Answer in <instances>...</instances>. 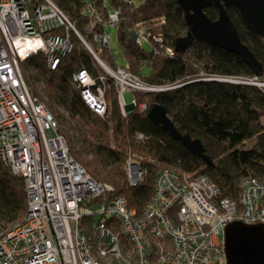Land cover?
<instances>
[{"label":"built area","instance_id":"1","mask_svg":"<svg viewBox=\"0 0 264 264\" xmlns=\"http://www.w3.org/2000/svg\"><path fill=\"white\" fill-rule=\"evenodd\" d=\"M100 12L94 6L83 10L93 18L86 31L109 47L106 33L94 32L95 26L117 28L121 11L117 8L107 16ZM72 32L97 57L52 0H0V160L23 179L29 208L23 222L0 229V264H227L226 228L239 222L264 225V181H243L236 203L220 199L219 188L208 177L168 169L157 175L155 193L141 213L125 196H115L114 188L97 182L75 160L67 138L59 134L58 121L42 101V90L33 94L25 79L24 60L41 55L48 68L56 70L73 54ZM130 34L136 45L146 42L164 49L162 38L140 27ZM164 54L173 58L175 49ZM102 67L119 91L125 117L132 111L148 112V104L134 96L129 105L125 93L172 89H153L124 69ZM99 80L80 69L72 83L93 112L105 118L106 80ZM238 84L263 86L256 77ZM136 135L139 142L147 139ZM127 158V181L139 187L149 169L131 154ZM88 219L92 223L85 233L81 226Z\"/></svg>","mask_w":264,"mask_h":264},{"label":"trees","instance_id":"2","mask_svg":"<svg viewBox=\"0 0 264 264\" xmlns=\"http://www.w3.org/2000/svg\"><path fill=\"white\" fill-rule=\"evenodd\" d=\"M52 1L87 41L93 39L86 32L93 18L83 10L94 6L107 16L119 8L118 40L126 64L118 66L109 47L95 43L98 58L106 67L115 71L124 69L151 86L172 88L135 96L139 102H146L149 109L154 104L161 105L181 133L204 143L206 155L213 161V167L207 166L203 159L189 152L168 132L154 126L148 113L134 112L129 117L123 116L113 80L106 76L87 47L72 32L75 50L56 70H50L41 55L28 59L23 68L33 94L38 96L35 82L42 83V94L49 111L58 121L59 134L67 138L75 160L97 182L110 185L115 196H125L131 208L141 213L155 193L157 175L170 168L208 177L219 188L220 199L236 203L243 191V181L248 178L264 181V39L246 28L238 9L229 8L228 15L239 31L240 40L263 66V76L258 78L263 86L206 80L210 77L253 80L256 76L236 53L204 42L193 43L185 54L175 51L173 58L166 56L164 51L174 50L176 40L187 33L185 13L177 0H137L132 4H120L121 0ZM205 13L213 21L218 20L216 7L207 8ZM133 27H140L146 33L161 34L164 49L152 44L149 52L142 44L136 45L130 34ZM94 32L104 33L105 28L96 25ZM80 69H88L99 83V77L107 81L105 118L95 114L84 102L80 90L73 86L72 76ZM145 69H148V75H145ZM138 133L146 135L147 139L137 141ZM249 142L252 147L245 149ZM129 154L149 169L146 182L135 188L130 187L125 170ZM28 209L23 179L12 174L0 160V229L23 222ZM88 220L81 226L85 233L89 222L92 223V219Z\"/></svg>","mask_w":264,"mask_h":264},{"label":"water","instance_id":"3","mask_svg":"<svg viewBox=\"0 0 264 264\" xmlns=\"http://www.w3.org/2000/svg\"><path fill=\"white\" fill-rule=\"evenodd\" d=\"M185 13L187 33L176 40L175 51L185 54L193 43L200 41L212 47L236 53L250 68L256 78L263 76V66L247 45L240 40L238 29L228 15V9L235 7L243 17L246 28L264 39V0H177ZM216 7L218 20L210 19L205 10ZM91 53V52H90ZM98 63V57L91 53ZM103 64V63H102ZM148 119L155 126L168 132L189 152L203 159L213 167V161L206 155L204 143L181 133L170 118L168 111L154 104L148 111ZM225 256L227 264H264V225H247L242 222L230 224L225 230Z\"/></svg>","mask_w":264,"mask_h":264},{"label":"rangeland","instance_id":"4","mask_svg":"<svg viewBox=\"0 0 264 264\" xmlns=\"http://www.w3.org/2000/svg\"><path fill=\"white\" fill-rule=\"evenodd\" d=\"M134 28V27H133ZM105 33L107 34V35H109V44H108V46H109V49L111 50V52H112V54H113V57H115V60H116V63H117V65L118 66H124L125 64H126V58H125V56L123 55V53H122V50H121V47H120V45H119V40H118V30H117V28H115V27H110V26H106V28H105ZM154 35H157L158 36V38H162L163 39V37H162V35L161 34H154ZM89 43H91V45H93V46H91V47H94V48H96L95 47V43H94V41H90ZM142 47L146 50V51H149V52H151V50H152V45L151 44H149V43H146V42H142ZM96 55H97V53H96ZM101 67V66H100ZM23 70H24V68H23ZM106 73V72H105ZM144 73H145V75H148V73H149V71H148V69H145V71H144ZM36 83V86H37V88H39V89H41L42 90V83H38V82H35ZM132 98H133V94L132 93H130V92H127V93H125V99H126V102L129 104V105H131V103H132ZM264 121V120H263ZM245 147V149H247V148H251L252 147V143L251 142H249V143H247V146H244ZM171 169V168H170ZM175 170V169H174ZM99 218H97V220H98Z\"/></svg>","mask_w":264,"mask_h":264},{"label":"bare ground","instance_id":"5","mask_svg":"<svg viewBox=\"0 0 264 264\" xmlns=\"http://www.w3.org/2000/svg\"><path fill=\"white\" fill-rule=\"evenodd\" d=\"M120 4H124V2H122L121 1V3ZM103 16H105L104 14H102ZM96 34V33H95ZM105 37H107V39H108V41H107V43H109V35H107V34H103ZM85 40L87 41V39L85 38ZM94 42H96L97 44H99L100 46H103L100 42H98V41H96L95 40V35H93V39H92ZM93 58V57H92ZM28 59H32V58H28ZM28 59H26V60H24V62H26V61H28ZM94 60H95V58H94ZM96 61V60H95ZM23 62V63H24ZM22 63V64H23ZM78 72V70L77 71H75L74 72V74L75 73H77ZM74 74H73V76H72V79H73V77H74ZM137 78V77H136ZM139 79V78H138ZM140 81H143L144 83H146L149 87H151V88H156V89H161L162 87L161 86H151V85H149L146 81H144V80H141V79H139ZM241 81V79H230V80H228V81H223V82H225V83H230V84H232V83H234V84H238L239 82ZM115 89H116V91H117V93H118V95H119V91L117 90V87L115 86ZM106 91V97H107V93H108V91L107 90H105ZM130 93H132L133 95H136L137 93H139L138 91H131ZM144 93H148V92H145L144 91ZM81 95H82V93H81ZM42 101H43V103L46 105V97H44L43 99H42ZM106 102H107V99H106ZM57 120V119H56ZM242 194V193H241Z\"/></svg>","mask_w":264,"mask_h":264},{"label":"crops","instance_id":"6","mask_svg":"<svg viewBox=\"0 0 264 264\" xmlns=\"http://www.w3.org/2000/svg\"><path fill=\"white\" fill-rule=\"evenodd\" d=\"M106 28V27H105ZM87 32V31H86ZM88 34V33H87ZM88 35H91V34H88ZM93 36V35H92ZM91 41H93V40H91ZM88 43L90 42V41H87ZM94 43H96V42H94ZM90 45H91V43H89ZM91 46H93V45H91ZM93 50H94V52L96 53V51H95V49H94V47H93ZM94 78V77H93ZM100 78V77H99ZM109 78V77H108ZM106 82L107 81H105V87H106V90H107V84H106ZM114 82V81H113ZM114 86H115V84H114ZM134 97H136L135 95H133ZM118 98H119V95H118ZM137 98V97H136ZM119 106H120V103H119ZM150 109L148 108V111H149ZM120 112H121V107H120ZM134 112H136V111H132V114L134 113ZM122 113V112H121ZM138 113V112H137ZM146 113H149V112H146ZM123 114V113H122ZM132 114H130V115H132ZM140 114V113H139ZM129 115V116H130ZM124 116V115H123ZM129 116H127V117H129ZM139 134V133H138Z\"/></svg>","mask_w":264,"mask_h":264},{"label":"clouds","instance_id":"7","mask_svg":"<svg viewBox=\"0 0 264 264\" xmlns=\"http://www.w3.org/2000/svg\"><path fill=\"white\" fill-rule=\"evenodd\" d=\"M87 49H88V48H87ZM90 54H91V53H90ZM91 56H92V55H91ZM97 57H98V56H97ZM99 60L102 61L100 58H99ZM97 63H98V62H97ZM100 63H101V62H100ZM100 63H98V64L101 66L102 69H103L102 65L104 66V68H107L106 65L103 63V61H102L103 64L101 63L102 65H101ZM103 70H104V69H103ZM223 78H224V77H223ZM215 81H216V80H215ZM217 82H220V81H217Z\"/></svg>","mask_w":264,"mask_h":264}]
</instances>
